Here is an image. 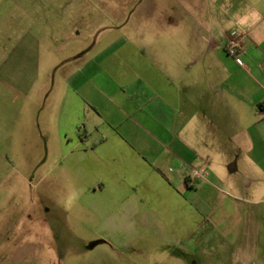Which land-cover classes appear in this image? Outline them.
<instances>
[{
    "label": "crops",
    "instance_id": "0c3cea01",
    "mask_svg": "<svg viewBox=\"0 0 264 264\" xmlns=\"http://www.w3.org/2000/svg\"><path fill=\"white\" fill-rule=\"evenodd\" d=\"M216 1L0 0L1 83L29 97L56 66L28 134L50 218L113 250L193 241L264 264V0ZM24 107L0 106L1 140Z\"/></svg>",
    "mask_w": 264,
    "mask_h": 264
},
{
    "label": "rangeland",
    "instance_id": "374dc122",
    "mask_svg": "<svg viewBox=\"0 0 264 264\" xmlns=\"http://www.w3.org/2000/svg\"><path fill=\"white\" fill-rule=\"evenodd\" d=\"M218 3L223 0L214 4L219 7ZM41 67L40 79L29 97L0 81V106L29 105L19 118H8V136L6 140L0 139V164L5 171L3 184L0 180V264H20V258L25 264H229L225 245L215 256L194 250L193 241L168 247L142 241L132 250L119 251L102 242L91 221H80L74 214L65 222L50 218L39 203L48 198V192L40 191L31 170L35 147L28 138L34 106L45 104L53 89L56 66L44 62ZM31 74L30 68L27 75ZM218 190L220 196L225 195V188ZM57 195L63 201L68 200L61 191ZM18 215L24 218L22 223L11 222Z\"/></svg>",
    "mask_w": 264,
    "mask_h": 264
},
{
    "label": "built area",
    "instance_id": "2783aa9c",
    "mask_svg": "<svg viewBox=\"0 0 264 264\" xmlns=\"http://www.w3.org/2000/svg\"><path fill=\"white\" fill-rule=\"evenodd\" d=\"M226 48L229 52L230 55L236 58V60L240 63L243 64V60L239 56L240 48H241V41L237 35L236 31H233L226 42ZM202 176V171L197 169V168H192V171L187 177V183L190 186H193L195 181Z\"/></svg>",
    "mask_w": 264,
    "mask_h": 264
}]
</instances>
